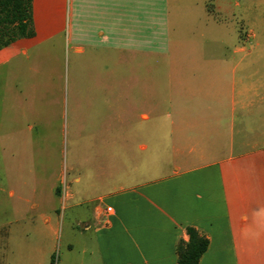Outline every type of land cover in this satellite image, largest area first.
<instances>
[{"label":"crops","instance_id":"crops-1","mask_svg":"<svg viewBox=\"0 0 264 264\" xmlns=\"http://www.w3.org/2000/svg\"><path fill=\"white\" fill-rule=\"evenodd\" d=\"M32 10L35 35L0 49V96L36 55L48 131L34 137L25 108L0 121V142L13 152L17 126L25 143L59 142L68 106L73 162L40 170L36 213L0 232V264H54L62 236L58 264H177L188 226L210 241L199 264H264V0H33ZM67 50L70 98L48 87ZM152 56L162 62L151 77Z\"/></svg>","mask_w":264,"mask_h":264},{"label":"rangeland","instance_id":"rangeland-1","mask_svg":"<svg viewBox=\"0 0 264 264\" xmlns=\"http://www.w3.org/2000/svg\"><path fill=\"white\" fill-rule=\"evenodd\" d=\"M71 52V51H70ZM67 53V54H66ZM65 53L64 61L59 63H54V76L59 75V78L48 79V87L53 88L50 90L55 91L57 87H63V91L67 96L69 93V98L72 90V64L71 60L68 58V50ZM62 55V51L58 55ZM60 55V56H61ZM36 56V55H35ZM35 56L32 57L30 61L23 58V61L18 64L22 68H18L16 75L11 78L12 87L14 89V94L9 96L7 99L4 96H0V121L9 120V118H14L16 120H22L24 116V110L26 108L27 112V124L33 126L34 137L39 135L42 131H48V128H44L40 125L39 120L41 119L42 112L41 108L43 106V100L41 96L42 86L38 84L36 88L34 85L39 83L42 78L41 65L36 60ZM156 61L153 56L152 58L145 59V73L148 76H153L152 73L158 72V66L161 65V58ZM23 63V66H22ZM50 64V63H49ZM52 64H50V67ZM46 72V70H45ZM51 71L47 72L50 74ZM146 75V76H147ZM45 81V80H44ZM44 87V86H43ZM55 89V90H54ZM22 91H28L27 95L22 94ZM50 96V95H49ZM51 97V96H50ZM10 98V99H9ZM70 106V105H69ZM66 106L65 113L63 117L56 120L57 124H64V135L61 136L59 142H48L39 140L40 137L34 138L33 144L30 142L25 143L23 136H21L20 130L27 127L17 126L16 127V137L10 145L14 147V151L11 153L8 151L9 143L2 138L0 142V232L7 228L10 221L13 219L36 213L32 209V204L34 202L31 189L34 184L35 177L38 179L40 185H44V178L41 174V169L43 168H53L57 166H63L67 172L71 168L73 162V137L71 125L75 120L76 116L74 112L68 110ZM104 113V112H103ZM100 112H98V115ZM105 115V114H104ZM96 117V116H95ZM105 117V116H104ZM103 118V117H101ZM7 128L0 127V135H8ZM33 146V154L30 158V151ZM27 150L24 151V148ZM152 152H146V158ZM147 162V160H146ZM33 168L39 170L37 175L30 173L28 169ZM14 190L15 194L12 196L9 194V190ZM257 208L254 207L250 209L249 216L252 217L253 214L257 213ZM66 236H62L61 239L57 241L56 252L53 257L54 264H58V258L60 254L64 255L63 245L66 241ZM60 243L62 245H60Z\"/></svg>","mask_w":264,"mask_h":264},{"label":"trees","instance_id":"trees-1","mask_svg":"<svg viewBox=\"0 0 264 264\" xmlns=\"http://www.w3.org/2000/svg\"><path fill=\"white\" fill-rule=\"evenodd\" d=\"M33 0H0V49L13 41L35 35ZM188 240L177 244V264H199L210 241L197 228L188 226Z\"/></svg>","mask_w":264,"mask_h":264},{"label":"built area","instance_id":"built-area-1","mask_svg":"<svg viewBox=\"0 0 264 264\" xmlns=\"http://www.w3.org/2000/svg\"><path fill=\"white\" fill-rule=\"evenodd\" d=\"M113 210H114V209H113L112 206H107V207H106V211L109 212V213L113 212Z\"/></svg>","mask_w":264,"mask_h":264}]
</instances>
